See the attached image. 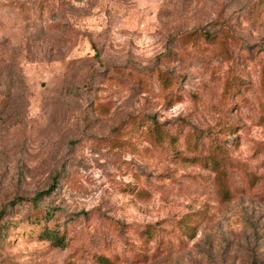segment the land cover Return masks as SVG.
I'll return each instance as SVG.
<instances>
[{
	"label": "rangeland",
	"instance_id": "374dc122",
	"mask_svg": "<svg viewBox=\"0 0 264 264\" xmlns=\"http://www.w3.org/2000/svg\"><path fill=\"white\" fill-rule=\"evenodd\" d=\"M0 264H264V0H0Z\"/></svg>",
	"mask_w": 264,
	"mask_h": 264
},
{
	"label": "trees",
	"instance_id": "16d2710c",
	"mask_svg": "<svg viewBox=\"0 0 264 264\" xmlns=\"http://www.w3.org/2000/svg\"><path fill=\"white\" fill-rule=\"evenodd\" d=\"M37 195H39V196H40V195H41V193H39V194H37Z\"/></svg>",
	"mask_w": 264,
	"mask_h": 264
}]
</instances>
